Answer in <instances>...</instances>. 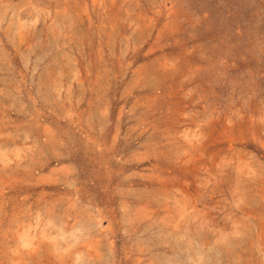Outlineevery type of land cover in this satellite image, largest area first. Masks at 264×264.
<instances>
[{
  "label": "rangeland",
  "instance_id": "374dc122",
  "mask_svg": "<svg viewBox=\"0 0 264 264\" xmlns=\"http://www.w3.org/2000/svg\"><path fill=\"white\" fill-rule=\"evenodd\" d=\"M0 264H264V0H0Z\"/></svg>",
  "mask_w": 264,
  "mask_h": 264
}]
</instances>
